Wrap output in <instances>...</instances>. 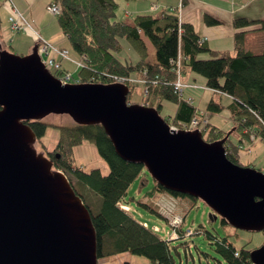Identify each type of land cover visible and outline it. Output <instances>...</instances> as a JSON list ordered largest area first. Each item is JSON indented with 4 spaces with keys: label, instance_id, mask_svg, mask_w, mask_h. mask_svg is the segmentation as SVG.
I'll return each mask as SVG.
<instances>
[{
    "label": "water",
    "instance_id": "obj_1",
    "mask_svg": "<svg viewBox=\"0 0 264 264\" xmlns=\"http://www.w3.org/2000/svg\"><path fill=\"white\" fill-rule=\"evenodd\" d=\"M38 50H0V264H99L89 209L24 123L51 115L102 126L116 154L166 191L204 202L236 230L264 232V173L227 158L232 131L213 143L175 132L158 110L129 104L125 84L63 85ZM250 258L264 264V244Z\"/></svg>",
    "mask_w": 264,
    "mask_h": 264
},
{
    "label": "trees",
    "instance_id": "obj_2",
    "mask_svg": "<svg viewBox=\"0 0 264 264\" xmlns=\"http://www.w3.org/2000/svg\"><path fill=\"white\" fill-rule=\"evenodd\" d=\"M56 1L58 0H53ZM60 1L62 11L57 20L62 33L78 56H87L85 67L77 72L81 84H116V78L133 77V80L145 81L144 92L148 91V94L144 95L143 105L161 113L165 101L176 104L174 116L165 118L169 125L189 124L196 117H208L223 111L224 106L211 99L207 111L201 112L193 102H189L192 99H185L184 95L175 93L177 65L172 60L181 55L183 75L197 74L206 80V88L232 99L230 110L235 129L232 134L239 133L247 138L255 134L257 138L264 140V39L261 40L259 53L247 49L246 39L248 34L264 35V19L234 20L233 25L237 30L234 38L236 54L232 55L227 51L209 49L192 24L181 22L179 9L161 14H138L133 22H128L114 20L117 0ZM124 1L129 3L137 0ZM185 5L186 2L183 1V6ZM205 21L211 26L220 24L210 16H206ZM1 30L0 17V50L9 51L4 47ZM122 38L136 53L137 61L130 59L131 61L121 62L116 57L123 50L120 41ZM148 44L154 50L152 58ZM36 45L39 46V43ZM203 55L210 56V59H203ZM51 73L56 78L61 76L56 71ZM124 84L130 89L129 103L134 82L126 81ZM24 123L35 132L37 145L53 160L54 169L67 176L74 191L89 209L97 236L99 260L129 253L145 258L152 264H175L170 250L172 241L160 238L150 226L145 228L143 223L137 222L130 213L120 208V204L127 205L124 198L145 169L139 164L122 160L102 126H81L72 120L61 124L45 119ZM49 128L59 132V141L53 150H49L42 140ZM246 130L248 133H244ZM202 133L204 140L210 143L222 140L228 134L213 126L210 120ZM84 143L97 147L101 158L110 168L109 175L104 176L99 169L85 171L84 167H74L73 151ZM241 143L242 139L236 143L231 137L225 143L227 158L238 165H242L243 158L239 145ZM73 178L77 180V184L73 182ZM83 186L88 192L100 197L98 210L93 209L98 204L94 207L87 204L81 192ZM157 195L182 201L189 199L192 201L191 208L198 202L194 198L168 192L156 183L155 188L138 204L159 217L158 208L151 202ZM222 222L227 225L226 221ZM208 236L213 238L209 234ZM216 247L217 252L229 264H252V250L246 247L237 250L226 239L217 240ZM236 252L240 253V257H235Z\"/></svg>",
    "mask_w": 264,
    "mask_h": 264
},
{
    "label": "rangeland",
    "instance_id": "obj_3",
    "mask_svg": "<svg viewBox=\"0 0 264 264\" xmlns=\"http://www.w3.org/2000/svg\"><path fill=\"white\" fill-rule=\"evenodd\" d=\"M162 0H137L134 2H129V4H138V9L135 11L136 14H128V12H131L130 8L128 7V4L124 0H117L118 8L116 11V17L114 20L116 21H128L133 22L134 18L138 14H150L152 11L149 10V6H152V3L158 7V11H155V8L153 9L154 13L161 14V12L164 10V8L167 9V6H160V2ZM180 1V0H178ZM42 0H39L38 3H41ZM134 6V5H133ZM169 7V6H168ZM48 8V7H47ZM47 10V9H46ZM168 10H171L169 7ZM48 12V10H47ZM49 16L46 14H40L41 22H52L54 26H56V29L58 28V33L61 31L60 24L57 20V18H53L52 14L50 12ZM128 17H126V16ZM48 16V17H47ZM1 17V16H0ZM5 18V17H4ZM9 16L5 18H1L2 21V40H6L8 44H6V49L9 50V52L26 57L28 56V52H23V45L20 46V44H13L12 39L16 37H21L22 40L25 38L24 36L28 33V31L23 32H16L11 33L9 29V23L6 22L9 21ZM36 32H38L36 26H32ZM7 28L8 33L6 34ZM39 33V32H38ZM60 36L63 37L62 31L60 33ZM4 38V39H3ZM35 37V43L38 42V39ZM264 39V35L259 34H251L247 38V49L251 51L258 52L260 51V43L261 40ZM20 40V39H19ZM34 41V40H33ZM123 50L116 54V57L121 61L125 62L127 60L132 59L133 61H137L138 57L136 53L133 51V49L130 47V45L127 43L125 39H120ZM23 42H29V40L26 38L23 40ZM31 42V41H30ZM11 43V44H10ZM10 45L13 47V49L10 48ZM149 52L151 54V58L153 55V47L148 44ZM67 48L70 51V56L74 60H78L81 56H78L77 53L73 50L71 43L69 42L67 44ZM25 53V54H24ZM259 53V52H258ZM236 52H233L232 55H235ZM137 58V60H136ZM203 59H210V56L203 55ZM131 61V60H130ZM73 65V64H72ZM71 66V63L69 65ZM54 71V70H50ZM76 71V67H74V71ZM77 76V73H76ZM186 76L183 75L182 82L183 84H188V82H185ZM134 79V77H133ZM137 80V79H135ZM145 81L137 80L134 82V89L131 93V96L129 98V103L136 104V105H143L144 103V83ZM190 83V82H189ZM197 86L196 89L193 88L194 92H196V96L193 94V98L195 99V105L201 112H206L207 107L211 101V97H214V100L216 102H220L224 109L220 113L209 115V119H212V125L221 128V130H224L228 133L232 131L234 132V126L231 118V110L230 105L232 104V101L227 96L224 97V95L213 93V91L209 90L208 88L204 86H199L198 81L193 82ZM188 91V89H184V97L185 99H189L188 94H185ZM176 112V104L174 102L165 101L163 104V109L160 113V115L165 119L170 118L174 116ZM48 122L52 123H70L72 120L69 116H57V115H51L45 119ZM232 122V125H231ZM234 129V130H233ZM234 142L239 141V137L235 134H231L230 136ZM43 142L45 143L46 147L49 150H53L59 141V132L55 129L49 128L47 130V133L43 137ZM36 149L39 153L43 151L39 145L36 144ZM46 154V153H45ZM73 157H74V167H84L85 171H91L94 169H99L101 173L106 176L110 173V168L108 164L101 158L99 151L95 145H91L90 143H84L83 145H80L76 147L73 151ZM242 165L244 166H252L256 170H262L264 173V143L262 142V147L257 150L255 153H251L249 155H244L243 159L241 161ZM75 184H77V180L75 178L72 179ZM156 182L153 180L151 175L147 172L145 169L141 176L134 182L133 186L130 187L127 196L124 198V202L131 207V213L130 215L140 223H148V225L153 228L154 226L159 227L161 230H163L162 233H159V237L166 240L167 233H172L173 228L172 226L167 222V220L159 217L157 214L150 212L142 205L138 204V201L144 200L146 195L150 193L155 188ZM79 186V185H78ZM82 189V195L85 197V200L87 204L89 203L92 207H94V210H98V207L100 206V197L97 196L93 192H88V189L84 186L81 187ZM93 193V194H92ZM95 194V195H94ZM161 200H164L166 202H172V200L168 199L165 196L160 197ZM99 199V203H98ZM170 205V204H168ZM173 205L176 206V214L177 216L185 218V223L182 226V231L187 232L189 230H194L198 232L195 236L188 238L185 240L181 239L179 241H174L170 243V250L171 255L173 256V259L175 261V264H229L224 257L217 252L216 250V241L217 240H228L229 243H231L235 249L241 250L242 248L246 247L248 250H254L260 248L264 244V232L261 233H251V232H244L239 231L228 224H223L221 218H218L217 220H214V218H211L210 215L212 214L211 209L202 201L198 200L195 207H192V201L189 199H184V204L182 200H177V205L174 203ZM211 235L213 238L211 239L209 236ZM189 243V244H186ZM192 245L191 250H187V248ZM129 254V253H128ZM131 255V254H130ZM115 256L111 258H104L99 261V264H119L120 263V257ZM133 256V255H131ZM135 259L133 264H152L147 259L142 257L133 256Z\"/></svg>",
    "mask_w": 264,
    "mask_h": 264
},
{
    "label": "crops",
    "instance_id": "obj_4",
    "mask_svg": "<svg viewBox=\"0 0 264 264\" xmlns=\"http://www.w3.org/2000/svg\"><path fill=\"white\" fill-rule=\"evenodd\" d=\"M182 1L186 2L185 6L183 5L181 6V0L180 1L162 0L159 4L160 6L163 7L167 6V9L164 8L162 12L170 11L168 10L169 7L173 11L179 9L178 14L181 22L192 24L200 39L204 40L208 48L213 51H227L230 52L231 54L235 52L234 38H235V33L237 31L233 25L235 19L246 18L251 21H258L264 19V0H182ZM13 2L15 7L24 15L27 22L30 23L32 26H36L39 32V33L37 32L38 36L60 48L68 49L67 44L69 43V41L67 37H65L64 35L63 37L60 36L62 29L58 33L59 26L56 29V26H54V24L51 21L50 22L40 21L41 20L40 14L42 15L47 14L49 16V13L47 12L46 9L51 3H53V0H42L41 3H38L39 0H13ZM127 4L131 10V12L127 11V13L129 15L136 14L135 11L138 9L137 8L138 4H132V5L129 3ZM154 6L156 7V5L152 3V6H149V10L153 12ZM155 11H158V7H156ZM12 14H13V9L11 4L7 0H0L1 18L5 20L7 16L11 17ZM206 16H210L218 20L220 24L214 26L208 25L205 21ZM6 22L9 23L8 25L11 33H16L11 29L10 22L7 20ZM5 30L7 34L8 33L7 28H5ZM250 35L251 34H248L247 38ZM24 37L25 38L23 40L27 38L29 42L27 43L23 42L22 38L19 36L12 39V42L13 44L16 45L17 44H20V46L23 45V50H24L23 52L25 53L28 52V55H30L32 53L33 48L36 46L35 37L37 36L33 31L28 30V33ZM36 39H38V37ZM3 44L4 47H6V44H8L5 39L3 40ZM259 46H262V43H260ZM10 48L13 49L11 45ZM69 65L70 63L65 62L64 68L73 72L74 65L71 64L72 67H70ZM197 81L199 86H204V87L206 86V80L203 77L194 73H189L186 75L185 82H188V84H193V82H197ZM187 89L188 91L185 94H188L189 98L193 100V103L195 105V99L192 96L193 94L196 96V92H194L193 88H187ZM225 96L226 95H224V97ZM211 99H214V97H211ZM209 120L211 123L212 119ZM235 135L239 137V140L247 139V137L245 138L243 136H240L239 133H235ZM262 142L263 140L261 141L260 138L254 141L247 139V143L245 144V149L241 150L243 152V156L249 155L253 152L255 153L257 150H259L262 147ZM239 145L241 146V144ZM133 184L131 186H133ZM160 197L162 196L161 195L155 196L151 202L156 203L160 201L161 200ZM165 197H167L168 199L171 198L169 196H165ZM182 202L184 204V201ZM120 257L121 258L119 264H123L125 262H130L133 264L134 260L138 259L131 256L128 253L122 254Z\"/></svg>",
    "mask_w": 264,
    "mask_h": 264
},
{
    "label": "built area",
    "instance_id": "obj_5",
    "mask_svg": "<svg viewBox=\"0 0 264 264\" xmlns=\"http://www.w3.org/2000/svg\"><path fill=\"white\" fill-rule=\"evenodd\" d=\"M13 9V14L9 18V22L11 25V29L14 32H23V31H28L31 30L33 31L36 36L38 37V43H39V55L41 57L42 63L49 69V70H54L56 72L61 73V76H59V80L63 85H69V84H81L80 79L76 76V73L85 67L86 61H87V56H81L78 60H74L70 56V51L66 48H60L54 44H52L49 41L44 40L40 36H38V33L34 30L32 25L27 22L25 19L24 15L15 7L13 0H7ZM183 5V1L181 0V6ZM156 9L154 6L153 9ZM48 12H50L53 16V18H58L61 14L62 11V4L61 1L58 0L56 2L51 3L48 8ZM68 62L74 65L76 67V71L72 72L70 70H67L64 68V63ZM181 62H182V56L179 55L178 58L175 60H172V63L176 64V73H177V81L174 84V90L175 93H177L180 96L184 95V89L186 88H197V87H192V86H197L195 83L193 84H183L182 79H183V74L181 70ZM53 72V71H52ZM116 83H122L129 81V82H136L137 80H133L132 78L130 79H119L116 78ZM145 83V82H144ZM148 94V91L144 92V95L146 96ZM193 102V101H189ZM209 123V118L207 116L205 117H196L190 122L189 124H182V125H170L171 129L175 132L179 131H195L198 130L202 132L206 125ZM244 133H248V131H244ZM260 138V137H258ZM255 134H251L249 140H256L258 139ZM262 141L263 139L260 138ZM264 142V140H263ZM247 143V139H243L240 150L245 149V144ZM172 202H166L164 200H160L155 204V206L159 210V214L167 220V222L172 226L173 232L172 233H167V237L165 241H179L181 239L185 240L188 238H191L198 234V232L194 230H189L187 232L182 231V226L185 223V218L177 216L176 214V206L173 205L174 203L177 205V199H172ZM170 204V205H168ZM120 208L128 213L131 212V208L128 205L125 204H120ZM143 226L145 228H149L148 223H143ZM151 230L155 234L162 233L163 230H161L159 227L154 226L151 228ZM189 244V243H186ZM192 245H190L187 250H191ZM235 257H240V253L236 252Z\"/></svg>",
    "mask_w": 264,
    "mask_h": 264
},
{
    "label": "flooded vegetation",
    "instance_id": "obj_6",
    "mask_svg": "<svg viewBox=\"0 0 264 264\" xmlns=\"http://www.w3.org/2000/svg\"><path fill=\"white\" fill-rule=\"evenodd\" d=\"M47 156V155H46ZM48 159H50V157L47 156Z\"/></svg>",
    "mask_w": 264,
    "mask_h": 264
}]
</instances>
